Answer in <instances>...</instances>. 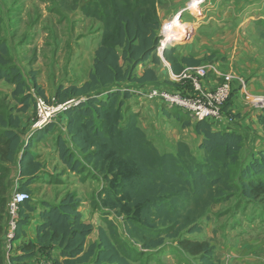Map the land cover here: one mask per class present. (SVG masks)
<instances>
[{
	"label": "trees",
	"instance_id": "16d2710c",
	"mask_svg": "<svg viewBox=\"0 0 264 264\" xmlns=\"http://www.w3.org/2000/svg\"><path fill=\"white\" fill-rule=\"evenodd\" d=\"M160 1H83L81 12L101 23V37L86 81L81 85H60L53 97V103L57 105L73 101L63 111L70 141L83 162L106 179H115L113 189H103L99 197L106 207L132 211L133 221L125 223V232L129 236L135 235L144 249H156L163 246L166 238H177L178 229L174 230L168 224H180L178 220L185 216L184 212L200 218L210 200L221 198L225 190L236 189L246 199L264 195V148L257 154L251 153L247 161H240L239 154L245 145L243 136L214 131L208 122L201 121L195 122V132L201 137L197 147L200 157L194 156L185 142L176 143L170 152H160L147 138L146 132L138 125L137 115L126 103L132 97L131 93L116 88V83L143 81L144 76L136 77L135 68L147 61H159L155 49L159 39L157 7ZM6 55L7 47L0 40V79L14 86L12 96L22 105L21 111H26L30 99L25 96L26 83ZM163 56L177 73L174 69L177 59L170 58L167 50ZM181 62L190 67L199 63L189 58H183ZM33 86L46 100L36 83ZM181 88L182 85L176 83L173 90ZM229 104L224 107L225 113ZM173 115L181 122V127L191 124L190 117L183 112L176 110ZM7 119L8 123L0 118V235L5 228L9 198L6 174L21 149L16 131L20 120L16 117ZM258 120L264 133V112L259 114ZM51 130L48 125L38 132L41 137ZM56 146L63 166L70 172H84L81 160L75 157L78 155L61 137L56 139ZM29 147L28 144L23 149L19 161V174L26 179L18 188L28 198L20 207L13 240L20 237L22 227L29 222L34 204L27 187L36 180L35 175L41 169L28 153ZM79 209V199L71 194L65 195L57 205L41 203L38 251L52 264H131L136 256L133 257L121 242H114L116 234L112 230L99 227L97 240L87 242L93 226L81 221ZM191 226L189 233L201 231L199 225ZM179 244L190 255L199 256L201 264H213L214 249L209 242L186 238ZM35 249L32 243L24 244L20 248L21 254L11 260L32 257ZM1 261L0 251V264Z\"/></svg>",
	"mask_w": 264,
	"mask_h": 264
},
{
	"label": "rangeland",
	"instance_id": "374dc122",
	"mask_svg": "<svg viewBox=\"0 0 264 264\" xmlns=\"http://www.w3.org/2000/svg\"><path fill=\"white\" fill-rule=\"evenodd\" d=\"M25 1L27 3L23 8L22 19L15 20L12 24L7 23L3 4L0 3V39L4 40L8 49L5 58L20 71L22 80L26 83L25 96L30 97L27 110L30 109L33 113L34 120V102L41 96L35 90L33 83H36V86L43 91L49 104L53 103L58 86L83 83L87 79L92 53L99 42V31L102 26L86 18L79 10L70 13L72 4L80 8L85 0H74V2L62 0L60 3L55 0ZM192 1L194 0H161V12L167 17L171 14L175 15ZM209 21L217 25L219 32L230 33L232 37L231 53L227 52L223 57L232 62L234 71L228 72L244 78L251 92L256 86L264 88V0H204L196 13L190 14L188 11L182 15V22L192 26L191 34L184 41L192 40L195 32L205 31L204 23ZM217 23L221 25L218 26ZM197 25L200 26L197 27ZM223 37L227 38L228 35ZM78 39H81L84 44L74 48L75 41ZM235 48L241 49L239 54L234 55ZM209 78L213 77L210 75L203 79L202 86ZM236 87L233 84V88ZM13 89V85L3 79L0 80V118L7 123L8 117H20L19 120L26 117L27 110L21 111L22 105L12 96ZM237 92L240 91H235L232 97ZM258 94H264V92ZM133 101L130 99L126 102L131 112L136 109ZM21 130L20 133L25 132ZM146 135L160 152L173 150V147L169 145L171 143L165 142L166 137L159 135L156 131ZM185 143H188V148L194 156L200 157L198 149L191 145V142ZM258 144L256 147L264 146V135ZM256 147L245 143L239 154L240 161H247L251 153L257 154ZM45 148L41 146L38 151L43 152ZM51 154L47 155V162L43 164V170L35 181L36 188L30 196L32 202L39 199L36 203L40 207L42 202L57 205L56 203L62 198L59 193L66 188H74L70 171L68 174V169L63 166L59 158H54ZM80 155L74 156L81 160ZM81 164L84 172L75 173L83 184L77 187L80 190L79 210L89 218L95 214L99 227L106 231L110 229L116 234L114 242H121L133 257L136 256L131 264H201L199 256L190 255L180 246L179 241L186 238L209 242L214 249L213 264H243L244 262L236 260L239 254L236 256L230 253V247H233L237 240H247L249 235L255 233L256 228L264 231V195L246 199L236 189L231 192L225 190L221 198L210 200L200 218L184 212L185 216L178 220L180 224L177 226L168 224L173 226L174 230L178 229L177 238H166L163 246L159 248L144 249L135 235L129 236L125 232V223L133 221L132 211L106 207L99 197L103 189H113L115 179H106L82 160ZM11 169L6 174L5 181L11 174L13 175L14 172ZM14 177L10 187L6 183L8 197L11 195L9 194L11 187L13 189L17 181ZM85 208L88 210L86 211ZM193 224L199 225L201 231L189 233Z\"/></svg>",
	"mask_w": 264,
	"mask_h": 264
},
{
	"label": "crops",
	"instance_id": "0c3cea01",
	"mask_svg": "<svg viewBox=\"0 0 264 264\" xmlns=\"http://www.w3.org/2000/svg\"><path fill=\"white\" fill-rule=\"evenodd\" d=\"M55 1L57 3H60L62 0ZM72 2H74V0H72ZM0 3L3 4L2 7L5 10L7 23L12 24V22H14L15 20L18 21L20 18L22 19V16L24 15V13L22 14L23 8L27 3L25 0H0ZM78 10L81 12V7L76 8L75 4L71 5L70 13H74ZM198 10L199 7L197 11ZM161 11L162 10L159 5L157 7V15L159 18L160 27L165 21H167L174 15L171 14V16L167 17ZM190 13H192V11H190ZM86 18L95 21L101 27V23H99L97 20L90 17ZM204 24H206L204 25L205 31L195 32L192 40H189L187 42H185V40L183 42L176 43L174 46L166 49L168 51V56L170 58L174 57L178 61V63L174 65V69L177 70V73L173 72L171 64L164 58L162 53L160 55L157 54V57L159 59L157 63L147 61L145 62V64L138 65L135 68L136 77L140 78L141 76H144L143 81L120 82L115 84L117 89L128 90L131 93L132 97L130 99L134 100L133 104L136 107V109L132 112L137 115L138 125L148 134L152 133V131H156L157 133H159V135L166 137L165 142L171 143L169 145H171L173 148L178 142H191V145H194L196 148L198 147L201 141V137H199L195 132V122L190 120L191 124L189 126L181 127V122H179L173 115L176 110H173L174 112H170L168 109L162 108L160 106L161 104L157 100H149L145 98V96L155 89L168 91L173 90L176 86L175 77L180 74L182 69L190 67L186 63L181 62V59L183 58H189L192 61H199L198 64L208 63L214 67V70L216 71V78H209L207 81H205L204 86L207 89H213L217 86L219 82V75L224 74L228 71H234L232 68V62L226 58L223 59L224 54H226L227 52L231 53L230 45L232 43V37L230 33L219 32L216 27L217 25L214 22L209 21ZM217 24L218 26L221 25L220 23ZM199 26L200 25H197V27ZM99 32L101 37V30ZM226 35H228L227 38L223 37ZM219 42H221L223 46L219 44ZM82 43L84 44L81 39L76 40L74 48L81 47L83 45ZM169 50L171 51L169 52ZM94 51L92 53V58L94 55ZM240 51V48H235L234 55L235 53L239 54ZM148 76H151L152 78H148ZM252 92L249 91V94L255 96L258 95V93H263L264 88L256 86L255 88H252ZM25 113L26 117L20 119V125L16 129L20 137L21 149L15 156V162L9 165L10 169L12 168L11 170L14 173L13 175L11 174L6 181L7 186L10 187L11 183L14 181L13 177L15 175H18V177H14L15 179H17V181L14 183L13 189L12 187L10 189L9 194L11 195L18 191L19 186L26 179V177H21L19 174V161L21 160V157L23 155V149L28 144L30 146L28 149V153L35 158L37 163L41 165V169L35 175V177H38V175L43 170V164L47 162L46 157L49 153H52L51 155L54 158H59L56 146V139L58 137H61L65 141L67 146L76 155H80L78 150L73 147L70 141V137L66 130V117L63 113L58 114L55 118V121L50 124L52 129L50 132L44 134L43 137H40V133L37 132L35 133L36 135L34 136V139L30 143H26L27 137L31 133L33 113L30 112V109H28ZM259 114L260 113L253 111L252 103L250 102V100H247L242 92H237L232 97L225 116H223L218 121L209 122V125L214 131L241 134L246 144L256 147V145H259L258 143L261 141V137L264 135L263 129L258 120ZM228 115H231L233 117V120H229ZM20 130L25 132L20 133ZM41 146L46 147L45 151H38L39 147ZM263 148L264 146L256 147V150L258 151ZM67 172L69 174V170H67ZM70 173L72 174V185H74V188H66L59 194L62 195V198L67 194H71L80 200V190H78L77 187L78 185L83 184L79 179V176H76L74 172ZM35 181L27 187L30 192H32L33 190H35L34 188H36ZM30 196H32V193ZM62 198L59 200V202L62 200ZM37 200L39 199L33 200V211L29 213V222L22 227V232L18 239L10 240L8 238V218L5 216V228L3 233L0 235V251L2 253L1 264H52L51 260L48 259V257H46L42 252H39L37 249V226L41 223V207L40 205H38V203H36ZM85 210L87 211L88 209L85 208ZM80 214L82 222L89 223L93 226V232L88 236L87 242L96 241L98 238L97 228L99 227L97 216L93 214V217L89 218L88 215L84 216L82 211L80 212ZM255 230V233L249 235L247 240H237L234 246L230 247L229 249L231 254H236V256H238L237 254H239V257L236 258V260L244 262L243 264H264V231H262L263 229L257 230V228ZM27 243H32L33 245H35V254L32 257L26 258L22 261L11 260L12 258L17 257L21 254L20 248ZM231 249H233V251ZM53 254H56V252L54 251Z\"/></svg>",
	"mask_w": 264,
	"mask_h": 264
},
{
	"label": "built area",
	"instance_id": "2783aa9c",
	"mask_svg": "<svg viewBox=\"0 0 264 264\" xmlns=\"http://www.w3.org/2000/svg\"><path fill=\"white\" fill-rule=\"evenodd\" d=\"M186 8L175 13L173 17L161 25L155 49L156 55L162 54L166 49L174 46L185 37L187 39L189 34H191L192 26L182 22L183 13L187 12ZM215 74L214 67L208 63L186 67L175 77V82L182 85L180 90L155 89L148 93L145 98L157 100L165 109L179 110L188 115L193 122L205 121L209 123L220 120L225 116L224 107L230 102L235 91L242 92L246 99L250 100L253 111L260 114L264 112V94L250 95L248 82L233 72L219 75V82L213 89H207L204 85L202 86L203 83L201 84V81L203 79H206L210 75L216 78ZM233 84L237 87L233 88ZM72 104V100L65 104L57 105L55 103L49 104L41 97L36 98L34 102V120L26 143H29L35 133L44 130L48 125L53 123L56 116L63 113ZM228 118L229 120H233L231 115H228ZM33 132L34 134H32ZM27 198V194L19 191H16L8 198L6 217L8 218L7 236L10 240H13L17 228L20 207Z\"/></svg>",
	"mask_w": 264,
	"mask_h": 264
},
{
	"label": "bare ground",
	"instance_id": "6f19581e",
	"mask_svg": "<svg viewBox=\"0 0 264 264\" xmlns=\"http://www.w3.org/2000/svg\"><path fill=\"white\" fill-rule=\"evenodd\" d=\"M200 4H202V1H201V0L193 1V2H191V3L188 5V7L186 8V11H187V12H188V11H192V13H190V14H193V12L196 13V11H197V9H198V7H199ZM178 22H180V20H178ZM174 35L176 36V34H174Z\"/></svg>",
	"mask_w": 264,
	"mask_h": 264
},
{
	"label": "water",
	"instance_id": "95a60500",
	"mask_svg": "<svg viewBox=\"0 0 264 264\" xmlns=\"http://www.w3.org/2000/svg\"><path fill=\"white\" fill-rule=\"evenodd\" d=\"M184 40H186V37L180 40L178 43L183 42ZM32 134H34V132Z\"/></svg>",
	"mask_w": 264,
	"mask_h": 264
}]
</instances>
